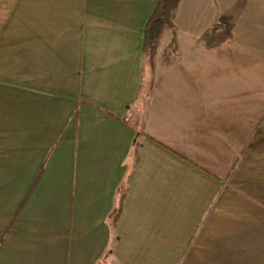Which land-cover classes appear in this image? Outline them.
Segmentation results:
<instances>
[{"label": "crops", "instance_id": "1", "mask_svg": "<svg viewBox=\"0 0 264 264\" xmlns=\"http://www.w3.org/2000/svg\"><path fill=\"white\" fill-rule=\"evenodd\" d=\"M164 1L0 0V264H264V0Z\"/></svg>", "mask_w": 264, "mask_h": 264}, {"label": "trees", "instance_id": "2", "mask_svg": "<svg viewBox=\"0 0 264 264\" xmlns=\"http://www.w3.org/2000/svg\"><path fill=\"white\" fill-rule=\"evenodd\" d=\"M178 1L179 0H165L164 1L165 11H164V24L162 25L163 30L168 29L170 27H173L172 16L175 13V9L177 7ZM158 40H156L157 42H155V44H154L155 46L152 48L151 52H149L147 57H146V66L148 67L147 85H146L145 89H142L139 92L138 102H137L138 104L135 108V110L137 111V114H136L133 122L131 123L132 126H134V128H136V130L138 131V135L144 131L148 101H149L150 94H151L153 86H154V81H155V77H154V75H155L154 74L155 73V55H156V48L158 45ZM126 122L128 124H130L128 121H126ZM134 145H135L136 153H138V150L140 148V142L138 139ZM123 197L124 196L120 197L119 202H118V206H117L115 212L113 213V215L111 217V225H112V229L114 230V232L116 231L117 222H118V219H119L121 211H122ZM118 241H119V237L117 234H115L114 242H113L112 247L110 248V252H109L111 255H115V249H116Z\"/></svg>", "mask_w": 264, "mask_h": 264}, {"label": "rangeland", "instance_id": "3", "mask_svg": "<svg viewBox=\"0 0 264 264\" xmlns=\"http://www.w3.org/2000/svg\"><path fill=\"white\" fill-rule=\"evenodd\" d=\"M157 24H159V22Z\"/></svg>", "mask_w": 264, "mask_h": 264}]
</instances>
